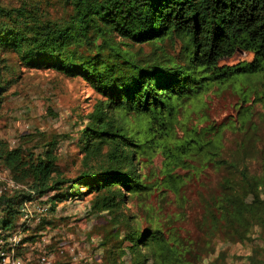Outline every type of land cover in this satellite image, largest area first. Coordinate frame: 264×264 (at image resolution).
Listing matches in <instances>:
<instances>
[{
  "label": "trees",
  "instance_id": "1",
  "mask_svg": "<svg viewBox=\"0 0 264 264\" xmlns=\"http://www.w3.org/2000/svg\"><path fill=\"white\" fill-rule=\"evenodd\" d=\"M61 1L66 11L59 16L42 8V0L0 5V65L3 54L12 52L27 67L78 77L102 96L82 130L83 168L73 177L58 170L54 137L36 154L0 139V163L40 196L54 192L52 210L67 197L95 192L94 211H120L112 234L127 242L122 256L129 252L131 264H187L158 226L144 233L132 229L131 217L122 213L124 201L130 193L151 190L146 176L137 173L148 152L164 155L162 183L175 192L185 180L175 170L184 165L196 171L188 159L198 151L206 152L205 159L219 155L221 166L239 172L238 161L222 158L220 148L213 150L212 140L204 142L196 129L179 137L177 115L186 102L231 81L237 71L264 70V0ZM238 50L253 52L254 61L245 67L221 63ZM240 172L238 191L233 175L221 186L230 204L225 217L235 234L248 238L252 224H264L263 183L244 167ZM28 194H0L3 224L15 219Z\"/></svg>",
  "mask_w": 264,
  "mask_h": 264
},
{
  "label": "rangeland",
  "instance_id": "2",
  "mask_svg": "<svg viewBox=\"0 0 264 264\" xmlns=\"http://www.w3.org/2000/svg\"><path fill=\"white\" fill-rule=\"evenodd\" d=\"M22 2L0 0V5L15 7ZM42 6L52 16L66 11L61 0H42ZM3 56L0 139L12 148L23 146L36 154L42 152L43 144L51 137L57 138L54 152L58 170L66 177L79 174L84 160L82 130L102 96L78 77L51 68L27 67L12 52ZM254 58L253 52L238 50L221 63L245 67ZM183 106L177 115L181 121L176 125V134L180 137L193 128L201 132L204 142L212 140L213 150L218 152L220 148L222 158L238 161L239 172L221 166L219 155L205 159L206 152L198 151L188 159L198 166L196 171L184 165L175 170L185 175L184 183L175 192L162 183L164 155L148 152L140 157L137 173L146 176L151 190L127 195L122 213L131 217L132 229L141 233L151 232L156 226L162 229L164 237L180 248L187 264H264V224H252L248 238L235 234L225 217L230 204L221 186L226 177L233 175L238 191L244 167L249 176L262 181L260 192L264 197V70L237 71L231 81L212 85ZM4 193L13 195L15 191ZM36 194L35 198L28 194L19 204L21 209L29 199L30 221L24 245L19 249L23 257L37 262L44 251L41 253L36 245L45 238L51 264H131L129 252L124 251L122 256L127 242L122 244L120 234H112L118 228L114 217H119L120 211H94L91 204L95 192L67 197L55 205V210L51 199L54 192ZM24 214L20 210L7 224L0 220V227L17 228L25 222ZM144 247L150 263L152 245Z\"/></svg>",
  "mask_w": 264,
  "mask_h": 264
},
{
  "label": "built area",
  "instance_id": "3",
  "mask_svg": "<svg viewBox=\"0 0 264 264\" xmlns=\"http://www.w3.org/2000/svg\"><path fill=\"white\" fill-rule=\"evenodd\" d=\"M0 167L3 169V171H0V194L7 190H24L29 192L32 198L37 197L36 192L25 184L17 181L11 175L8 168H3L1 165ZM28 200L23 202L20 209L21 212H25L24 223L20 224L15 229L0 227V264H51V255L46 251L47 246L45 244V238H43L44 242H40V240V243L36 245L37 250L41 253L44 251V254H40L37 262H34L32 257L25 258L19 253V249L24 245L23 236L30 221V204Z\"/></svg>",
  "mask_w": 264,
  "mask_h": 264
}]
</instances>
